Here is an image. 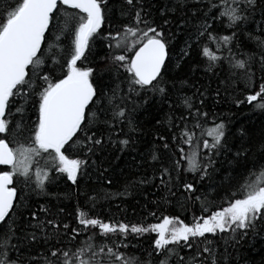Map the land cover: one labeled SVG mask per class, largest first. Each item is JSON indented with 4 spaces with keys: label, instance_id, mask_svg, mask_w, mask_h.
Instances as JSON below:
<instances>
[{
    "label": "snow or ice",
    "instance_id": "obj_1",
    "mask_svg": "<svg viewBox=\"0 0 264 264\" xmlns=\"http://www.w3.org/2000/svg\"><path fill=\"white\" fill-rule=\"evenodd\" d=\"M184 63L192 74L223 76L224 92L239 86L237 107L264 112V0H0V264H229V246L264 232V143L256 180L220 204L210 200L203 181L232 149L226 123L206 110L208 86L173 100L189 84L173 76ZM154 97L167 104V120H156L164 131L148 153L152 174L133 186L151 184L165 192L163 203L175 199L185 209L199 202L200 214L189 223L162 212L157 223H125L78 205V227H70L65 209L49 205L47 198L60 199L49 187L66 178L95 207L97 196L79 191L88 169L101 183L112 180L92 157L108 147L135 150L134 114ZM245 136L241 130L230 163L247 167ZM130 235L152 237L146 258L122 251Z\"/></svg>",
    "mask_w": 264,
    "mask_h": 264
},
{
    "label": "trees",
    "instance_id": "obj_2",
    "mask_svg": "<svg viewBox=\"0 0 264 264\" xmlns=\"http://www.w3.org/2000/svg\"><path fill=\"white\" fill-rule=\"evenodd\" d=\"M120 2L121 0H115L117 5ZM163 2L165 0H148V3L153 4ZM251 27L254 29L255 24L251 25ZM184 39V34L181 33L173 40L177 51L182 46ZM94 51L97 54V58H99L104 55L105 49L98 41ZM226 69L227 65H225ZM226 74L225 71V76ZM173 76L189 80V84L184 85L182 91L177 96H174L173 100H176L178 96H191L196 87H201L202 85L208 86L209 98L206 101V110L215 114L217 122L222 120L227 125L228 146L232 150L216 158V171L212 173L211 180L206 178L203 181L204 191L209 194V199L215 200L216 204H220L227 194L239 192L241 186L246 181H255L259 174L260 166L258 164L256 166L253 165L260 160V145L264 143V112L246 103L237 107L234 101L236 96L239 95V86L235 93L231 89L229 92H224L223 85L220 84V80L224 77L205 73L203 68L192 74L189 71L188 63H184L182 68L174 69ZM109 79L108 74H105V82H109ZM190 85H195V87ZM218 86L221 88L219 96L215 92ZM158 100L159 97H154L134 114L138 124V131L134 134L137 139L135 150L125 149L123 152H119L113 147H108L104 151L97 152L92 157L97 165L100 166V170L104 168L108 169L106 175L112 180L111 185L101 183L98 179L99 172L96 168L90 167L88 169L90 177H86L81 181V189L79 191L97 196L95 207H92L84 195H78V190L70 182H67L66 178L56 180L49 187V192L60 196L59 200L55 196L47 198L49 205L53 208V211L57 207L65 209V213H62L61 216L70 227H78V222L75 219V211L78 205L81 206L82 210L86 212L91 210V214L99 215L101 219L106 221L125 223H157L159 222L158 218L161 216V212L163 215L179 216L186 223H189L192 220L194 212L197 215L200 214L199 202L189 204L187 209H185L175 199L171 203H163L160 198L166 195L165 192L162 189L153 187L151 184L133 186V182L139 177L143 175L150 176L153 172L151 167L152 162L148 153L154 147L152 141L155 139L157 133L164 131V127L156 125V120L166 121L168 115L167 104L161 106L157 103ZM179 111L178 109L175 115L178 116ZM211 120L212 118L210 117L206 127L212 126ZM241 130L246 133L243 143L249 149V164L247 167L230 163L236 147L241 144ZM41 164H43V161H41ZM253 173L256 175H253ZM52 175H56L54 171ZM185 176L191 180L193 174L186 173ZM125 188L128 189L127 193L117 195V193H123ZM105 194H111L112 198L105 199ZM33 199H40V202L43 203L45 198L33 197ZM181 202H183V198H181ZM212 210L218 209L213 208ZM151 211H156L157 216H150L149 212ZM87 235V233H84L77 237L69 246L79 245L82 240L87 238ZM151 240L152 237L150 236L135 237L130 235L127 241H125V243L129 244V247L122 249V251L141 259L146 258L147 251L150 250L149 245ZM96 242H99V240ZM65 244H68L67 240ZM218 247L223 253L224 242L220 241ZM42 251H44L42 244L35 245L32 249L34 254ZM181 254L183 255L184 253ZM225 257L229 264H264V232L258 235L250 233L238 245L234 247L229 246Z\"/></svg>",
    "mask_w": 264,
    "mask_h": 264
}]
</instances>
